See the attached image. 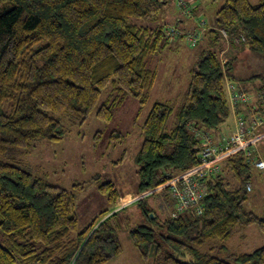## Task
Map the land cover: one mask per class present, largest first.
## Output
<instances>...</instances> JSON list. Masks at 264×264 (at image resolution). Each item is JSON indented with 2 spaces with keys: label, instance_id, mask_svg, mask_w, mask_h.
Instances as JSON below:
<instances>
[{
  "label": "trees",
  "instance_id": "trees-1",
  "mask_svg": "<svg viewBox=\"0 0 264 264\" xmlns=\"http://www.w3.org/2000/svg\"><path fill=\"white\" fill-rule=\"evenodd\" d=\"M192 1L186 8L178 1L180 18L193 15L197 5ZM164 3L166 0H0V156L17 148L31 150L39 140L61 141L65 131L60 116L86 119L95 113L100 121L110 122L114 105L97 107L105 90L115 95L114 104L129 97L143 104L156 81L153 59L179 40L191 47L204 42L206 49L191 69L182 103L177 107L154 103L141 127L144 139L136 157L141 192L136 198L199 164L203 143L195 129L209 131L220 142L215 133L222 132L231 113H244L248 119L255 107L263 123L254 136L262 137L257 144L263 141L264 74L249 79L261 81L257 93L250 94L235 84L251 98L236 110L227 85L232 82L239 51H244L237 44L241 42L234 41L241 35L248 51L264 65V0L258 6L249 0H226L216 14V23L194 45L188 34L199 30L198 25L192 30L176 26L165 30L137 21L157 19ZM222 29L229 34L227 43H233L227 53ZM222 53H226L225 60ZM259 160L264 161L256 148L249 157L240 152L224 159L220 173L207 182L202 213L188 210L165 219L159 226L166 234L157 236L146 226L130 231L143 259L152 264H264V246L231 255L229 260L201 251L214 241H228L237 226L256 225L264 234V217L245 209L252 172L264 173L256 167ZM101 191L110 194L111 208L78 231L74 192L0 158V234L4 242L0 243V264H106L118 257L122 247L111 223L115 215L100 221L123 196L117 195L111 182L101 186ZM145 200L137 206L149 217Z\"/></svg>",
  "mask_w": 264,
  "mask_h": 264
},
{
  "label": "rangeland",
  "instance_id": "rangeland-1",
  "mask_svg": "<svg viewBox=\"0 0 264 264\" xmlns=\"http://www.w3.org/2000/svg\"><path fill=\"white\" fill-rule=\"evenodd\" d=\"M178 1L166 0L158 18L153 21L135 20L143 25L162 27L165 30L169 26H176L182 30V23L179 22L181 11L177 5ZM195 1L199 8L196 15H189L188 19H191V22L195 20L199 27L201 22H206L207 26L214 25L217 12L226 2V0ZM249 1L252 5L258 6L263 0ZM237 44L243 47L244 51H239L231 80L253 94L257 87L262 86V83L258 79H252V81L249 79L253 75L264 74V65L260 57L248 51L247 44L243 42L240 45ZM205 49L204 42L196 47H191L186 41L180 40L176 46L169 43L151 63L156 72V81L147 93L143 104L131 97L114 104L115 95L110 89L105 90L97 107L107 103L114 105L110 122L100 121L95 113L90 114L86 119L81 116H60L62 128L65 131L61 141L39 140L33 143L31 150L17 148L6 157L0 156L1 159L20 164L33 175L43 177L52 185L74 192L78 231L90 225L102 211L111 208L110 194L102 192L101 186L108 182L114 185L117 195L123 198L100 222H105L115 215L111 223L115 227L122 251L118 257L106 264H152V260H144L139 250L133 245L130 231L146 226L153 229L157 236L166 234L159 224L178 214L176 204L170 199L167 191L151 190L144 194L146 200L143 206L146 211L151 212L149 217L143 215L142 207L137 206L139 201L127 205V200L131 198L135 200L136 195L141 192V177L136 157L144 139L141 127L152 105L159 102L177 107L182 103L190 81L191 69L195 67L200 54ZM218 49L220 50V45ZM226 53H222L223 60L226 58ZM173 123L174 115L169 120L168 127L171 128ZM234 126L235 116L231 113L229 119L221 126L223 134L226 137L231 135ZM115 131L119 135L113 138L112 134ZM254 148L264 159V137L263 141ZM171 151L172 146H169L168 152ZM250 182L253 190L248 194L249 200L245 209L259 217H264V173L254 170ZM148 190L149 188L146 189ZM129 195L132 196L129 197ZM121 208L124 210L122 211ZM153 215L157 218L156 222ZM0 243L4 244L1 234ZM262 246H264V234L256 225L237 226L233 229L228 241L224 243L214 241L204 245L201 251L229 260L231 255L251 253Z\"/></svg>",
  "mask_w": 264,
  "mask_h": 264
},
{
  "label": "built area",
  "instance_id": "built-area-1",
  "mask_svg": "<svg viewBox=\"0 0 264 264\" xmlns=\"http://www.w3.org/2000/svg\"><path fill=\"white\" fill-rule=\"evenodd\" d=\"M187 3L192 4L193 1L179 0L181 7L186 8ZM208 29L210 27L207 26V23L201 22L199 30L188 34L190 44H196L202 33ZM220 33L226 40L229 39V34L226 30L222 29ZM245 40L246 38L241 35L236 39V42H244ZM227 89L230 103L234 110L242 104L250 103L251 98L244 90L238 88L234 82H228ZM250 112L251 117L248 119L242 113H237L235 115L234 131L220 142H216L209 131L194 130L195 136L203 143L199 164L176 177L169 178L165 184L155 190L168 192L170 199L176 204L177 213L182 214L188 210H196L197 213H202L201 202L207 194V182L220 173V163L224 159L240 152H243L248 157L250 156L252 149L262 138L255 137L254 131L263 123L259 114L256 113L255 107H252ZM256 167L264 171V161H256ZM247 190H253L250 183L247 185ZM144 197L140 196L135 200L131 198L127 200V205L143 200Z\"/></svg>",
  "mask_w": 264,
  "mask_h": 264
},
{
  "label": "crops",
  "instance_id": "crops-1",
  "mask_svg": "<svg viewBox=\"0 0 264 264\" xmlns=\"http://www.w3.org/2000/svg\"><path fill=\"white\" fill-rule=\"evenodd\" d=\"M198 8H199V7L197 6L195 12L193 13V16L196 15V12H197V9H198ZM180 19H181L182 26L184 27L185 30H192V29H194V27H196V25H197V24L195 23V22H196L195 20L191 22V19H190V20H189L188 18H187V19H183V16H182V18H180ZM227 42H229V39H228V40L223 39V43H224V45L226 46V48H225V49H226V52L229 51V49H230V46H229V45L231 44V43H227ZM226 43H227V45H226ZM228 44H229V45H228ZM255 93H257V92H256V89H255ZM260 131H261V130H260ZM222 135H223L222 132H220V133H219V132H216V133H215V136H217L218 141H221V139L224 137V136L221 137ZM220 137H221V138H220ZM131 196H132V195H129V197H131ZM126 197H127V196H126ZM126 197H124V198H126ZM132 199H133V198H132ZM133 204H134V203H133ZM131 205H132V204H131ZM115 208H116V207H115ZM122 209L124 210V208H121V210H122ZM113 210H114V209H113ZM113 210H112V211H113ZM121 210H118V211H121ZM123 210H122V211H123Z\"/></svg>",
  "mask_w": 264,
  "mask_h": 264
},
{
  "label": "clouds",
  "instance_id": "clouds-1",
  "mask_svg": "<svg viewBox=\"0 0 264 264\" xmlns=\"http://www.w3.org/2000/svg\"><path fill=\"white\" fill-rule=\"evenodd\" d=\"M211 29V28H210ZM221 34V33H220ZM224 38V37H223ZM225 39V38H224ZM235 42H236V39H235ZM245 42V41H244Z\"/></svg>",
  "mask_w": 264,
  "mask_h": 264
}]
</instances>
